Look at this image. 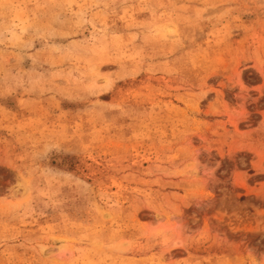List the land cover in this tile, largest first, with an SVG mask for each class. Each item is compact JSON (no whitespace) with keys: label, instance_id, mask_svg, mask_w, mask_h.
<instances>
[{"label":"rangeland","instance_id":"374dc122","mask_svg":"<svg viewBox=\"0 0 264 264\" xmlns=\"http://www.w3.org/2000/svg\"><path fill=\"white\" fill-rule=\"evenodd\" d=\"M0 264H264V0H0Z\"/></svg>","mask_w":264,"mask_h":264}]
</instances>
